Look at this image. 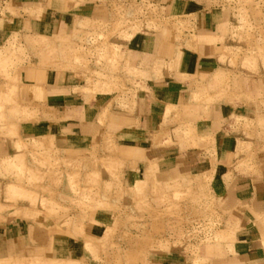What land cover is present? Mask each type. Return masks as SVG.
I'll return each instance as SVG.
<instances>
[{
  "label": "crops",
  "instance_id": "crops-1",
  "mask_svg": "<svg viewBox=\"0 0 264 264\" xmlns=\"http://www.w3.org/2000/svg\"><path fill=\"white\" fill-rule=\"evenodd\" d=\"M221 1L159 0L162 17L182 21L189 18L191 29L177 36L173 30L143 29L121 41L131 67L141 68L147 75L129 103L122 105L108 93H92L86 76L62 52L63 39L87 21L108 22L110 9L89 0L69 9L60 0H0L1 7L8 5L21 16L18 21L11 18L18 22L15 27H8L10 19L5 17V27L0 26V49L14 31L38 42L42 40L38 36H45L51 47L46 53L44 46L40 50L38 45L27 43L32 60L21 67L17 95L19 106L27 108L29 116L17 118L8 108L6 128H15L16 132L11 136L4 129L0 134V264L31 258L63 259V249L68 250L65 238L52 230L50 220L38 215L22 199H8V187L15 186L14 177L18 175L11 168L12 161L24 160L23 165L36 168L29 153L15 144L44 140L58 150L59 159L67 162L101 133L113 134L123 150L142 149L135 153L139 157L137 165L144 169L147 162L156 163L157 176L162 181L173 175L210 172L225 213L222 230H231L234 239L230 245L222 241L223 247L210 255L211 264H264V153L251 160L245 154L239 155V137L229 124L234 115L249 117L255 113L252 100L264 98V67L259 62L256 73L233 75L236 77L230 89L209 86L213 74L231 71L223 52L238 44L232 30L237 19L232 11L221 7ZM191 35L209 37L210 43L189 48L186 42ZM168 47L173 48L171 58L164 54ZM177 51L185 57L177 59ZM205 85L209 86L208 95L225 99L207 106L197 103L193 94L198 92L197 87ZM231 97L242 100L227 101ZM174 112L179 117L178 125L191 124L201 139L213 137L210 152L203 144L182 146L180 139L175 149L157 147L155 138L175 119ZM62 169L65 175L74 171ZM50 177L48 174L43 187L56 193V202L61 206L74 209L67 180L55 184ZM80 223L77 219L78 229ZM190 258L183 250L151 251L141 264H188Z\"/></svg>",
  "mask_w": 264,
  "mask_h": 264
},
{
  "label": "rangeland",
  "instance_id": "rangeland-1",
  "mask_svg": "<svg viewBox=\"0 0 264 264\" xmlns=\"http://www.w3.org/2000/svg\"><path fill=\"white\" fill-rule=\"evenodd\" d=\"M60 1L65 9H69L86 0ZM89 1L102 3L110 9L109 21L85 22L72 36L62 40L65 46L62 52L64 56L69 55L75 62L74 68L86 76L92 93H108L122 105L129 103L147 75L143 69L131 67L130 57L122 49L121 41L143 29L173 30L177 36L184 29H191V21L189 18L182 21L162 17L159 0ZM221 2V7L235 14L237 21L232 30L238 44L223 52L231 71L213 74L209 86L227 90L236 77L233 75L256 73L259 62L264 67V0ZM7 16L10 19L8 27L17 26L18 22L14 23L12 19L21 20L18 10L10 9L8 5L0 6V26L5 27ZM38 37L42 39L39 42L14 31L0 49V134L4 129L9 130L11 136L16 132L15 128H6L8 108H12L17 118L29 116L27 108L18 104L17 90L21 67L32 60V50L27 43L32 47L38 45L40 50L44 46L46 53L51 50L48 38ZM209 41V37L191 35L186 46L195 49ZM172 49H165L164 54L169 58L173 57ZM183 57L185 55L177 51L176 58ZM209 86L197 87L198 92L193 94V99L203 106L225 99L224 96L208 95ZM233 91L236 90L233 88ZM228 100L239 102L242 99L231 97ZM252 102L256 108L253 115L233 116L229 121L231 131L239 137L237 153L245 154L248 160L264 153V98ZM174 116L175 119L155 138L157 147L175 149L180 139L182 146L203 144L210 152L211 136L199 138L191 124L178 125L176 112ZM15 147L28 152L36 168L26 167L24 160L12 161L11 168L18 175L14 177L15 186L8 187L11 195L8 199H22L38 215L50 220L52 230L62 233L68 250L63 249V259L31 258L14 260L10 264H141L151 251L170 250L190 254L188 264H211L210 255L222 248L223 242L230 245L234 240L231 230H222L225 213L220 195L214 190L217 182L210 172L173 175L162 181L157 176L156 163L147 162L144 169L137 165L139 157L135 153L142 149L123 150L109 133L95 137L85 145L84 151L75 152L74 160L67 162L59 159L58 150L44 140L18 142ZM62 168L74 171L65 175ZM48 174L55 184L67 180L74 209L61 206L56 202V193L43 187ZM77 219L81 221L79 229Z\"/></svg>",
  "mask_w": 264,
  "mask_h": 264
},
{
  "label": "bare ground",
  "instance_id": "bare-ground-1",
  "mask_svg": "<svg viewBox=\"0 0 264 264\" xmlns=\"http://www.w3.org/2000/svg\"><path fill=\"white\" fill-rule=\"evenodd\" d=\"M212 98V97H211ZM211 101V100H210ZM169 105V104H168ZM167 109V108H166ZM171 111V107L169 106V108L167 109V114ZM207 111V110H206ZM166 114V113H165ZM238 115H234V117L236 118ZM213 135V134H212ZM213 137L211 136V139ZM208 173V172H207Z\"/></svg>",
  "mask_w": 264,
  "mask_h": 264
}]
</instances>
